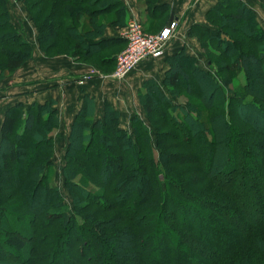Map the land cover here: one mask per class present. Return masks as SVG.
<instances>
[{"label":"trees","instance_id":"1","mask_svg":"<svg viewBox=\"0 0 264 264\" xmlns=\"http://www.w3.org/2000/svg\"><path fill=\"white\" fill-rule=\"evenodd\" d=\"M22 1L34 14L47 55L54 56L50 52L60 37L47 44L44 25L49 36L57 28L68 33L67 55L113 71L123 42L102 38L108 23L126 26L122 0ZM157 2L147 0L146 12L165 25L166 7L157 8ZM88 12L89 29L81 31V18ZM112 13L114 19L107 21L104 16ZM206 20L207 25H194L190 35L211 64L210 56L220 60L219 69L200 67L181 50L167 58L163 84L169 92L154 80L139 89L156 142L138 116L131 119V129L122 128L111 103L97 117L95 97L84 95L62 167L73 207L53 183L52 132L59 126L58 110L37 102L16 103L7 110L0 139V264H264V130L256 139L242 130L264 128V106L243 100V92L228 97L231 90L225 84L231 80L218 79L222 72L242 71L243 91L255 96L252 86L258 78L250 70L264 75V30L243 0H218ZM234 22L244 28L233 27ZM230 28L236 29L233 35L227 33ZM31 55V44L12 22L8 0H0V65L13 72ZM181 80L189 94L199 91L194 96L203 100V108L173 103L171 95ZM260 83L264 86V78ZM207 91L219 95L218 104L212 95L203 98ZM235 117L241 126L234 124ZM138 170L141 186L130 180ZM113 206L120 212L110 219L117 226L107 228L113 230L108 235L104 226L109 221L97 219L98 211L90 208ZM160 254L162 259L154 258Z\"/></svg>","mask_w":264,"mask_h":264},{"label":"crops","instance_id":"2","mask_svg":"<svg viewBox=\"0 0 264 264\" xmlns=\"http://www.w3.org/2000/svg\"><path fill=\"white\" fill-rule=\"evenodd\" d=\"M122 1L127 8V24L135 19L145 26L147 16L150 15L143 7V0ZM217 1L158 0L157 8L165 6L166 15L169 16L162 28L172 21L177 23L178 28L169 41L164 56L145 59L124 81L110 80L107 72L71 56L47 55L39 47L34 27L35 36L30 39L33 46V57L18 68L11 78L0 81V131L7 110L16 103L22 102L27 106L34 102L51 103L52 107L58 110L60 119V126L52 132V135L55 141L60 137L65 139L67 144L66 139L69 136L72 122L82 107L86 93L95 97L97 117L103 116L104 106L106 102H109L120 113V126L131 129V119L134 116L142 118L144 114L139 102V89L149 79L163 84L165 73L169 69L167 58L181 50L195 57L197 62L202 57L200 44L189 35L190 28L197 24L207 25L206 13ZM150 19L153 18L150 16ZM124 27L108 23L102 38L107 41L121 40L123 43L119 52L126 45V40L121 37ZM87 76L90 78L84 80ZM81 80H84L85 85H78V81ZM58 152H65L64 147ZM56 157L53 158L55 167H57Z\"/></svg>","mask_w":264,"mask_h":264},{"label":"rangeland","instance_id":"3","mask_svg":"<svg viewBox=\"0 0 264 264\" xmlns=\"http://www.w3.org/2000/svg\"><path fill=\"white\" fill-rule=\"evenodd\" d=\"M243 1L256 14L257 19H258V21L260 23V26L264 30V2L262 0H243ZM81 3H82L81 6H83L84 9H85V6L83 5V1ZM102 3L104 4L105 2H102ZM94 5H96V4H92L89 1V6H94ZM147 6H148L147 0H143V7L145 8V10H146ZM8 8H9V12H10V15H11L12 22L14 23V26L17 27L19 30L20 29L22 30L23 37L31 44V47H32V55H31V58H32L33 57V46H32V43H31L30 39L35 36V34H34V27L36 29L35 30L36 31L35 33H36L37 42L39 44L40 49L42 50V48L40 46L39 38H38V34H39L38 27L36 26L35 22L32 20V16L34 14L31 13L29 7L22 0H8ZM92 9H94V8H92ZM35 13L37 14V12H35ZM114 16L115 15L112 13V14L106 15L104 17H105V19L107 21H110L111 19H114L113 18ZM118 16L121 17L120 14H118ZM147 17H148V20L146 21L145 26L142 24L144 31L147 32V33H151V34H158L164 28V27L162 28L164 22L162 21V19H150V16H147ZM88 19H89V12L86 13V14H84V16H82V18H81V22L79 24V29L81 31H85L86 29H89V25H88V22H87ZM96 19L97 18H95V20ZM233 25H234L233 27H236V28H240V29H243L244 28V26H242L240 24H237L236 22H234ZM177 28H178V26L176 27V29L174 31V35H175V32H176ZM191 28H190V30H191ZM232 28H230L229 29V32H227V33H231L232 34V33H234L236 31V29L234 30ZM212 30H213L214 33H217V30H216L215 27L214 28L212 27ZM44 31L46 32V35H47V36H45V39H44L47 44H49L51 42H55L58 39V37H60L59 42H57V47L56 48H53L55 50L52 51V52H50V55H67V52L69 51V49L66 46H64V42L66 44L67 42H70L71 41L68 33H66L63 30L57 28V33H55V35H53V36H49L47 34V31L48 30L46 29V25H44ZM189 35H190V32H189ZM190 36L191 37H194L197 40V42L200 44V42L198 41V39L195 36H192V35H190ZM234 37H235V35H234ZM67 38H69V39H67ZM200 46H201V44H200ZM125 47H126V45H125ZM214 47H216V46H214ZM201 48H202V46H201ZM124 49L125 48H123L121 51H123ZM238 50H240L243 53L245 51L242 48L241 49L238 48ZM117 52H119V49H116V53ZM202 53H203L202 54V57H200V59L197 62L198 65L200 67L205 68V69H209V70L212 69V71H214V72L216 70H218L219 69V64L221 63V62L218 63V61H220V60L217 57H215V56H210L211 59H212V61H213V63L211 64V62L209 61V59L205 56L204 49L203 48H202ZM2 61H4V60H3L2 57H0V62H2ZM79 61H81V62H90V61H87L85 59H83V60L80 59ZM115 68H116V65H115L113 71L111 73L110 72L108 73L110 76L114 72ZM0 71L3 72V75H2L3 77L0 78V81H1V80L6 79V78H11L18 71V69H16L13 72H7L0 65ZM250 72L252 74H255L256 77L258 78V80L255 83V85L252 86V89L256 92L255 96H252L250 94H247V92L243 91V84L245 82V77H244V74H243L242 71H235V73H233V72H222L220 74V76H218L219 77L218 79L219 80H222L221 78L225 77L226 79H230L231 80L228 84H225L226 85V88L229 89V90H231L230 93L227 95L228 97H230L231 95H233L235 92H243V96H241V98L243 100H245V101H251V103H254L255 105H262V106H264V86L260 83L261 79L264 78V75H262L261 71L258 70V69H256V68H252V70H250ZM131 73H132V71L126 77H124L121 80H116V79H113L112 77H110L109 79L110 80H115V81H122V80L124 81L125 79H127V77ZM252 81H253V79H252ZM155 82H157V81H155ZM78 85L80 86V85H85V84H78ZM159 86L162 87L164 90L168 91L167 87L164 84H159ZM149 91H151V90H149ZM193 91H194L193 94H189L187 92V90H186V82L184 80H181L179 82L178 87L175 88L174 95H171L170 94L171 97H172L171 99H172L173 103L176 104V105H178V104L185 105V103L190 102V103H192L193 105H195V106H197L199 108H203V103H204L203 100L200 97H195L194 96V95L197 96V94H199V91L198 90H193ZM195 93H197V94H195ZM211 95L214 97V103L215 104H218L219 95L218 94L216 95L213 91H207V92H205L203 94V98L204 99H205V97L208 98ZM138 97H139V102L141 104V107L143 108V111H144V114L142 115V118H141V116H138V117L140 119H142L143 122L146 123L149 126L152 139L154 140V142H156V140H157V138H156V129L152 126V123L150 122V120L148 118V115H147V113L145 111V108H144V106H143V104H142V102L140 100L139 92H138ZM145 101H147V99ZM238 112H239V110H236V112H235L237 116H239ZM203 116H205V118H206V111L204 112ZM253 117H254V120L257 119V116L256 115H254ZM235 118L236 119L234 121V124L235 125H238V126H241L242 124H240L239 117H235ZM156 119H157V117L154 118V120H156ZM254 120H253V122H254ZM59 126H60V122H59ZM161 129L163 131H165V132L166 131H170V128L167 127V126H165V127L162 126ZM225 129L227 131V128H225ZM242 130L243 131H250V135L253 138L256 139V137L258 135H260L261 132L263 133L264 128L263 127H259V129H258L259 132H257V131H254L253 132V130L251 132V130H249V128H246V127H244V129H242ZM5 131H7V129H5ZM0 139H1V131H0ZM57 139L58 140H56V141L54 140V154H53V158L55 156H57L55 158L56 161H57V167L54 166V168H53V175L55 173V177H54L53 183H55L56 185H58L60 187L61 192L64 195V198L66 200L67 205L70 206V207H73V198L70 195L68 188L65 186V182H64L65 180H64L63 174H62V167H63L64 162H65V158H64L65 152H63V153L58 152L59 150L62 151V148L63 147H64V150H65L66 149L65 147H66L67 144L64 141L65 139L60 138V137H58ZM66 140L68 141V138ZM261 143H263V142H261ZM5 152H7V151H5ZM260 152L263 153L264 152V149L261 150ZM14 160H15V158L13 159V161ZM5 161H9V157L7 155L5 156ZM60 165H62V166H60ZM81 179L82 178L80 176L77 177V180H81ZM130 180H132L133 183H137V184H139V186H141V182H142V180H141V171L138 170V171H135L134 173H131V179ZM91 189L96 190V191H99L98 189H96V187H92L91 186ZM206 197H209V196H206ZM217 200L220 201V199H217ZM261 203H262V201H261ZM113 204H115V202H113ZM90 210L91 211H98L97 219L104 220V221H109V222L105 223L104 231L107 228H110L111 227V228L114 229L117 226V225H114V223L111 222V221L114 220V217H116L117 214L120 212L119 208H117L116 206H113L111 209H108V210H99L96 207H92V208H90ZM31 213H32V211L30 210L29 211V214H31ZM229 214L231 216L232 215L234 216L235 215V211H233V209H231L229 211ZM110 219H111V221H110ZM80 222L84 224V221H82L81 219H80ZM105 232L109 235V234H112L113 233V230H106ZM161 243H163V242H161ZM163 257L164 256L162 254H160V257L159 258H157V257L154 256V258L155 259H158V260L159 259H162ZM189 259H191V258H189ZM2 264H10V263H2ZM188 264H193V263H192V261L189 260L188 261Z\"/></svg>","mask_w":264,"mask_h":264},{"label":"built area","instance_id":"4","mask_svg":"<svg viewBox=\"0 0 264 264\" xmlns=\"http://www.w3.org/2000/svg\"><path fill=\"white\" fill-rule=\"evenodd\" d=\"M177 23L173 21L158 34L147 33L138 20H131L122 30L121 37L126 40V47L116 57L113 79L121 80L147 58H160L165 55L169 41L174 36ZM87 76L84 80H87ZM84 80L78 81L83 84Z\"/></svg>","mask_w":264,"mask_h":264}]
</instances>
